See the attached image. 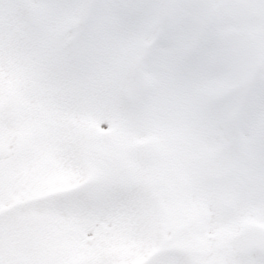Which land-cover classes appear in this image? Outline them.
Here are the masks:
<instances>
[{
  "label": "snow or ice",
  "instance_id": "snow-or-ice-1",
  "mask_svg": "<svg viewBox=\"0 0 264 264\" xmlns=\"http://www.w3.org/2000/svg\"><path fill=\"white\" fill-rule=\"evenodd\" d=\"M0 264H264V0H0Z\"/></svg>",
  "mask_w": 264,
  "mask_h": 264
}]
</instances>
